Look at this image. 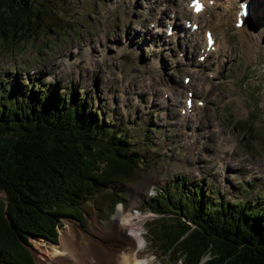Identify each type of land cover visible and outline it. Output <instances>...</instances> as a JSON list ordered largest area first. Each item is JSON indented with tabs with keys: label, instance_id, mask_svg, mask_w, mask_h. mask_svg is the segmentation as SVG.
<instances>
[{
	"label": "rangeland",
	"instance_id": "1",
	"mask_svg": "<svg viewBox=\"0 0 264 264\" xmlns=\"http://www.w3.org/2000/svg\"><path fill=\"white\" fill-rule=\"evenodd\" d=\"M224 2L215 0L210 16L209 12L202 15L203 27L212 29L226 49V55L220 52L213 63L207 58L199 61L197 48L190 49L187 29L182 36L169 37L166 21L151 27V17L156 16L153 0H59L62 28L29 32L10 50L0 44L1 86L13 83L16 74L22 85L26 79H38L44 86L57 83L60 92H77L90 100L92 107L101 108L106 122L122 125L144 156L146 167L140 165L138 179L123 187L122 205L116 204L100 216L90 206L83 225L72 218L61 219L57 244L62 232L73 228L81 246L90 244L87 237L103 238L113 246L109 238L117 226L119 206L132 222L141 225L144 243L156 253L155 264H178L169 262V254L154 246L147 231L148 220L156 215L148 213L146 186L172 193V182L183 179L185 190L197 182L223 201L264 204V0L255 2V15L243 31L233 29L232 8ZM181 3L163 0L158 7L168 4L177 12ZM188 15L176 18L177 24ZM182 52L185 58L178 60ZM196 63L202 69L190 81L195 95L205 100L194 112L201 116L197 122L200 131L191 120L193 115L179 124L183 118L179 105L173 107L175 99L181 103L186 89L182 74L188 75V67ZM213 64L215 71L208 77L205 70H213ZM35 68L36 73L28 72ZM175 91L180 93L177 97ZM243 121L254 136L245 132ZM191 130L197 134L191 146L194 155L187 153L184 142V131ZM219 143L230 147V159L222 168L216 158ZM135 190L138 196L131 203L130 192ZM30 242L35 264H41L39 257L53 244L39 237H31Z\"/></svg>",
	"mask_w": 264,
	"mask_h": 264
},
{
	"label": "trees",
	"instance_id": "2",
	"mask_svg": "<svg viewBox=\"0 0 264 264\" xmlns=\"http://www.w3.org/2000/svg\"><path fill=\"white\" fill-rule=\"evenodd\" d=\"M57 1L0 0L3 48L29 32L62 28ZM13 81L0 87V264H35L31 237L56 242L61 219L83 225L90 206L98 216L113 209L146 164L122 125L106 122L83 95ZM172 186L148 202L161 215L147 231L169 262L264 264V204L223 201L197 182L185 190L183 179Z\"/></svg>",
	"mask_w": 264,
	"mask_h": 264
},
{
	"label": "bare ground",
	"instance_id": "3",
	"mask_svg": "<svg viewBox=\"0 0 264 264\" xmlns=\"http://www.w3.org/2000/svg\"><path fill=\"white\" fill-rule=\"evenodd\" d=\"M251 4L256 7V1L258 0H250ZM206 2V1H205ZM227 5L234 7V13L237 11V7L235 5V0H225ZM250 3V2H249ZM226 5V6H227ZM157 7V4H155ZM207 8V7H206ZM228 8V7H227ZM169 9L168 5H165L160 10V15L156 19L157 23H160L163 15L167 14ZM258 11V10H257ZM255 12V11H254ZM198 14H192L191 17L193 20H198ZM174 24V20H171ZM249 25V24H248ZM248 25H244L239 29V31H243ZM199 40H193L191 42V46L196 48L200 45ZM201 46V45H200ZM191 82L189 86H191ZM176 94H178L176 92ZM186 96L184 97V99ZM179 100L174 103V106L177 105ZM195 135V134H194ZM195 137L193 140L189 141L187 144V153L194 155V151L191 146L193 144ZM228 150V148L224 147L223 144H219L217 146L216 152L219 150ZM227 155L226 152H223L220 158H224ZM227 166V163L224 161L223 166ZM139 189V188H137ZM136 191V192H135ZM131 193V203L134 201V198L137 197V190ZM121 206V205H120ZM119 214L116 216V224L114 229V233L110 236L109 240L113 242V246H110L102 239H94L87 237V241L90 244H86L87 246H81L79 243V236L71 229V232H62L59 244L52 243L50 249L44 250L43 256H38L40 258L41 264H155L156 253L153 249L147 247L146 243H144V239L141 233V225L136 224V222H132V217L125 213V208L121 207L119 209ZM137 221V220H136ZM73 227V226H72ZM71 228V225H70ZM78 233V232H77ZM80 233V232H79ZM84 234V233H83ZM85 238L84 235H81ZM80 236V237H81ZM96 236V235H95ZM87 243V242H86Z\"/></svg>",
	"mask_w": 264,
	"mask_h": 264
},
{
	"label": "snow or ice",
	"instance_id": "4",
	"mask_svg": "<svg viewBox=\"0 0 264 264\" xmlns=\"http://www.w3.org/2000/svg\"><path fill=\"white\" fill-rule=\"evenodd\" d=\"M200 10V6L199 5H197V11H199Z\"/></svg>",
	"mask_w": 264,
	"mask_h": 264
}]
</instances>
